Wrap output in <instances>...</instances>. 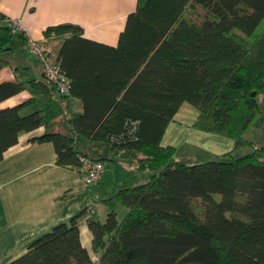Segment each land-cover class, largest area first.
Here are the masks:
<instances>
[{
	"label": "trees",
	"instance_id": "16d2710c",
	"mask_svg": "<svg viewBox=\"0 0 264 264\" xmlns=\"http://www.w3.org/2000/svg\"><path fill=\"white\" fill-rule=\"evenodd\" d=\"M0 12V68L9 62L13 34ZM60 36L55 61L69 79L62 96L80 99L73 135L46 131L56 163L80 168L75 139L104 142L119 157H133L150 177L120 187L104 220L87 221L91 251L77 219L55 224L26 251L4 264H264V0H138L117 43L86 37L76 23L48 25ZM23 89L0 83V98ZM183 102L195 106L197 129L230 137L233 152L185 163L160 140ZM26 100L0 107V159L19 135L46 123L40 110L21 113ZM259 128L263 143L244 134Z\"/></svg>",
	"mask_w": 264,
	"mask_h": 264
},
{
	"label": "crops",
	"instance_id": "0c3cea01",
	"mask_svg": "<svg viewBox=\"0 0 264 264\" xmlns=\"http://www.w3.org/2000/svg\"><path fill=\"white\" fill-rule=\"evenodd\" d=\"M138 0H0L4 21L20 19L26 34L34 39L47 40L53 45L51 58L56 59L60 36L45 37L46 26L76 23L83 34L93 40L115 45L126 15L135 9ZM8 64L0 68V83L20 82L23 89L0 98V107L26 100L21 113L40 110L46 123L19 135L0 159V264L24 253L28 245L55 224L77 219L83 246L91 251V231L87 221L92 213L104 220L110 209L117 210L114 194L117 189L146 181L151 172L138 170L133 157L122 158L104 142L84 139L80 150L89 157H103L105 172L96 182L84 186L81 172L75 167L56 163L55 150L50 141H30L32 136L46 131H62L73 135L69 119L82 112L80 99L58 95L55 85L45 80L41 62L30 54L24 37L13 34ZM198 115L195 106L183 102L167 124L160 140L162 146L176 148V153L187 146L210 156L223 157L226 153L243 154V148L233 152L230 137L203 131L193 126ZM250 133V132H249ZM244 138L256 145L261 141ZM175 153V156H176ZM113 173L108 180L110 173ZM116 201V202H114ZM118 203V202H117ZM117 212V211H116Z\"/></svg>",
	"mask_w": 264,
	"mask_h": 264
},
{
	"label": "built area",
	"instance_id": "2783aa9c",
	"mask_svg": "<svg viewBox=\"0 0 264 264\" xmlns=\"http://www.w3.org/2000/svg\"><path fill=\"white\" fill-rule=\"evenodd\" d=\"M8 23L13 32L23 35L30 54L38 58L41 62L45 80L55 85L58 95L62 96L67 94L69 91V79L65 76L59 64L51 58L53 53L52 43L47 40L34 39L26 34L18 18L8 19ZM79 170L83 185L88 186L103 176L105 165L101 160L83 157Z\"/></svg>",
	"mask_w": 264,
	"mask_h": 264
},
{
	"label": "rangeland",
	"instance_id": "374dc122",
	"mask_svg": "<svg viewBox=\"0 0 264 264\" xmlns=\"http://www.w3.org/2000/svg\"><path fill=\"white\" fill-rule=\"evenodd\" d=\"M257 101L259 103V106L261 107V109L264 112V94L263 93L258 95ZM249 132H248L249 133V139H251L252 141L259 142V141H261V138L263 140V134H262L261 129L253 128ZM82 142H84V139L78 138V140L76 142V146L78 149L82 148V145H83ZM242 148H243L242 151H245L248 149V147H242ZM176 158L182 162H185V163H196V162H201V161H205V160H209V159H220V157L210 156L209 154L201 152L199 150H192L187 146L182 147L181 150L176 153ZM112 174H113L112 172L109 174L108 180L111 179ZM114 202H116V201H114ZM115 204H116L115 205L116 207L118 206V208L116 210L117 216H118V218H121L124 215V213L126 212V209L124 207H122L117 202Z\"/></svg>",
	"mask_w": 264,
	"mask_h": 264
}]
</instances>
